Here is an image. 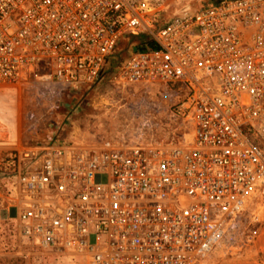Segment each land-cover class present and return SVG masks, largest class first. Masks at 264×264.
I'll return each mask as SVG.
<instances>
[{"label": "built area", "instance_id": "2783aa9c", "mask_svg": "<svg viewBox=\"0 0 264 264\" xmlns=\"http://www.w3.org/2000/svg\"><path fill=\"white\" fill-rule=\"evenodd\" d=\"M137 35L111 80L173 89L183 130L9 147L0 190L20 240L69 260L205 264L264 204V0H0V84L86 90Z\"/></svg>", "mask_w": 264, "mask_h": 264}, {"label": "rangeland", "instance_id": "374dc122", "mask_svg": "<svg viewBox=\"0 0 264 264\" xmlns=\"http://www.w3.org/2000/svg\"><path fill=\"white\" fill-rule=\"evenodd\" d=\"M215 1L190 0L192 7ZM126 45L124 41L118 44L100 82L86 90L61 93L49 83L29 77L0 84V151L42 138L91 143L110 137L132 143L140 138L177 136L184 123L175 111L180 98L173 95V89L111 80L128 54ZM259 205L241 214L221 245L205 257V264L264 263V218L254 221L252 214ZM11 215L7 196L0 190V264H82L61 252L21 241ZM248 235L253 236L250 241Z\"/></svg>", "mask_w": 264, "mask_h": 264}, {"label": "trees", "instance_id": "16d2710c", "mask_svg": "<svg viewBox=\"0 0 264 264\" xmlns=\"http://www.w3.org/2000/svg\"><path fill=\"white\" fill-rule=\"evenodd\" d=\"M125 43H128L129 41H135L137 42L140 47H145L147 45V41L145 40L144 36L142 35H137V36H129V37H125L123 40ZM85 90V89H84ZM77 91H70V92H65L66 94H73Z\"/></svg>", "mask_w": 264, "mask_h": 264}, {"label": "bare ground", "instance_id": "6f19581e", "mask_svg": "<svg viewBox=\"0 0 264 264\" xmlns=\"http://www.w3.org/2000/svg\"><path fill=\"white\" fill-rule=\"evenodd\" d=\"M252 214H253L254 220L260 221L264 217V206L258 207L257 211H255L254 213L252 212Z\"/></svg>", "mask_w": 264, "mask_h": 264}]
</instances>
